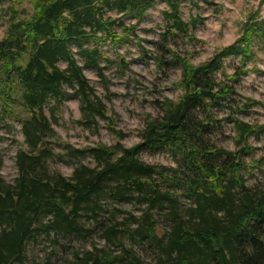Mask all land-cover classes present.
Segmentation results:
<instances>
[{
  "label": "trees",
  "instance_id": "trees-1",
  "mask_svg": "<svg viewBox=\"0 0 264 264\" xmlns=\"http://www.w3.org/2000/svg\"><path fill=\"white\" fill-rule=\"evenodd\" d=\"M153 2L0 0L11 12L0 40V120L18 123L23 137L14 158L15 178L8 183L0 176V264H22L26 245L40 235L53 236L54 243L99 236L103 247L74 250L66 264H264V187L247 185L264 156L243 160L256 149L247 143L249 137L261 136L264 145V125L238 118L264 104L242 98L235 88L251 71L247 63L254 64L255 46L264 40L258 12L249 15L232 44L194 66L168 48L169 39L178 35L195 41L201 19L184 21L180 0H165L166 30L154 61L158 67L179 68L180 99L164 100L162 117L147 122L131 148L123 147L124 136L109 126L118 140L114 145L78 149L66 144L61 154L54 152L53 125L66 100L79 102V125L95 127L96 119L113 124L83 66L94 70L107 89L100 65L111 61L104 47L137 40L135 25ZM24 3L33 12L20 19L17 10ZM111 11L133 14L136 22L117 23ZM230 58L238 65L226 74ZM118 65L128 67L123 58ZM224 111L237 136L235 151L215 141L217 133L223 134L216 112ZM144 151L167 153L174 166L145 163L139 158ZM64 157L74 164L69 176L49 169V162ZM86 158L93 165L85 164ZM121 204L137 207L140 214L119 218ZM124 238L133 245L148 243L152 261L123 247L111 252ZM59 245L67 248V243Z\"/></svg>",
  "mask_w": 264,
  "mask_h": 264
},
{
  "label": "rangeland",
  "instance_id": "rangeland-1",
  "mask_svg": "<svg viewBox=\"0 0 264 264\" xmlns=\"http://www.w3.org/2000/svg\"><path fill=\"white\" fill-rule=\"evenodd\" d=\"M166 10L165 0H154L153 5L145 11L135 25L137 40L131 37L127 45L116 48L104 47L111 61L106 63L103 60L100 65L103 67L107 89L96 72L83 66L82 61L78 59L96 95L106 105L108 116L113 124L108 125L106 121L96 119L95 127L86 128L79 125L76 121L83 120L79 102L76 99L64 101L58 113L57 123L53 125L55 135L52 141L57 142L53 144L56 154H61V146L66 144L78 149L98 144L106 146L116 144L117 137L108 129L109 126L124 136L120 142L121 145L131 148L140 142V134L147 122L159 120L162 117L164 100L176 102L180 99L182 92L178 87L179 68L169 64L164 65L165 63L158 67L154 61L157 48L163 46L162 35L167 23L163 12ZM17 11L20 19H23L32 14L33 8L28 3H24ZM254 12H258V18L264 20V0H180V14L184 21L194 17L201 20L193 31L195 41L175 35L169 39L168 48L175 54L187 58L192 65H200L218 50L232 44L240 36L243 23ZM108 15L125 26H131L136 22L133 14L122 15L111 11ZM10 16L9 6L0 5V40L8 30ZM116 31L120 33L121 29L117 28ZM255 52L254 64L247 63V69L251 71L241 78L235 88L242 98H251L264 104V40L263 43L255 46ZM121 58L128 63V67L121 68L118 65ZM237 65L236 59H228L225 62V73L232 74ZM60 66L64 68L65 63H60ZM216 116L223 120V134L215 135L216 144L225 149L237 150L239 146L236 145V133L231 123L225 120L229 112H216ZM238 118L248 124L264 125V109L252 108L238 115ZM247 143L256 149L252 154L243 156L246 163L259 160L264 156L261 136H251ZM22 147L23 137L18 123L0 120V176L8 183H11L16 176L14 158L16 152ZM139 158L148 164L174 166L167 153L144 151L140 153ZM83 162L93 165L90 158H86ZM73 166L71 160L65 157L49 162L51 171L59 172L64 176L71 174ZM252 172L255 177L247 179V185L264 187V162L261 170L254 169ZM118 206L123 212L119 218L126 216L128 212L135 216L140 214L135 206L128 204ZM163 227V223L160 222V228L163 229ZM158 234L161 235L162 232L159 230ZM122 242V245L111 246L110 251L117 254L123 247L135 251L146 262L152 261L148 243L139 242L133 245L128 238H124ZM61 243H67V248L63 250L59 245ZM92 244L103 247V242L98 235H93L84 243L75 239H59L58 243H54L53 236L40 235L26 245L25 260L22 264H43L47 258H50V264H66L74 250L90 249Z\"/></svg>",
  "mask_w": 264,
  "mask_h": 264
}]
</instances>
